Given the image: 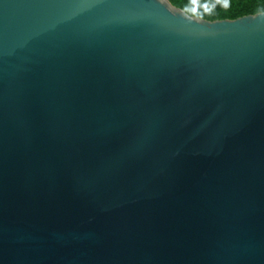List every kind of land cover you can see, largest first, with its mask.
<instances>
[{"label":"water","instance_id":"1","mask_svg":"<svg viewBox=\"0 0 264 264\" xmlns=\"http://www.w3.org/2000/svg\"><path fill=\"white\" fill-rule=\"evenodd\" d=\"M0 264H264V11L0 0Z\"/></svg>","mask_w":264,"mask_h":264},{"label":"trees","instance_id":"2","mask_svg":"<svg viewBox=\"0 0 264 264\" xmlns=\"http://www.w3.org/2000/svg\"><path fill=\"white\" fill-rule=\"evenodd\" d=\"M194 16L209 20L234 19L264 11V0H170Z\"/></svg>","mask_w":264,"mask_h":264},{"label":"clouds","instance_id":"3","mask_svg":"<svg viewBox=\"0 0 264 264\" xmlns=\"http://www.w3.org/2000/svg\"><path fill=\"white\" fill-rule=\"evenodd\" d=\"M224 2L226 3V2H227V0H224Z\"/></svg>","mask_w":264,"mask_h":264}]
</instances>
